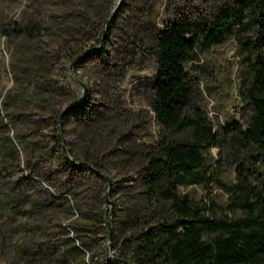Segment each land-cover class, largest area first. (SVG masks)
<instances>
[{
    "label": "rangeland",
    "instance_id": "rangeland-1",
    "mask_svg": "<svg viewBox=\"0 0 264 264\" xmlns=\"http://www.w3.org/2000/svg\"><path fill=\"white\" fill-rule=\"evenodd\" d=\"M238 2L0 0V264H120L107 247L120 256L136 230L169 216L162 197L147 198L140 176L163 138L182 143L190 131L169 134L151 110L156 37L178 18L213 20ZM247 39L257 47L252 27L233 26L185 66L191 106L205 113L219 143L203 153L201 173L212 181L177 193L228 220L245 213L220 183L237 184L238 165L261 160L228 131L232 123L246 129L253 114L245 93L257 50ZM68 155L92 160L112 180L111 240L107 180L69 166ZM136 207L145 218H134Z\"/></svg>",
    "mask_w": 264,
    "mask_h": 264
},
{
    "label": "trees",
    "instance_id": "trees-1",
    "mask_svg": "<svg viewBox=\"0 0 264 264\" xmlns=\"http://www.w3.org/2000/svg\"><path fill=\"white\" fill-rule=\"evenodd\" d=\"M238 3L236 8L224 7L213 20L178 18L156 37L158 73L150 107L163 130L175 135L190 131V139L179 143L163 138L146 155L140 178L147 198L157 202L162 197L170 212L156 225L135 231L130 249L120 255L131 264H264V0ZM118 11L110 15V24ZM244 18L248 22L244 23ZM238 25L245 32L252 27L257 40V47L250 45L251 39L245 41L249 49L257 50L250 63L252 79L245 93L253 114L246 129L232 123L228 131L256 149L261 160L250 167L241 162L237 184L225 187L220 183L238 197L237 205L245 213L228 220L205 214V207L178 195L177 188L212 181V177L201 173L206 165L203 153L219 143L205 113L191 106L192 88L185 66L198 51L223 43L231 27ZM71 156L73 160L66 157L69 166L77 168L79 162L88 163L90 171L106 181L101 176L106 172L97 163ZM134 209V218H145L140 216L141 208Z\"/></svg>",
    "mask_w": 264,
    "mask_h": 264
},
{
    "label": "water",
    "instance_id": "water-1",
    "mask_svg": "<svg viewBox=\"0 0 264 264\" xmlns=\"http://www.w3.org/2000/svg\"><path fill=\"white\" fill-rule=\"evenodd\" d=\"M122 1V0H120ZM120 6V3L117 4L116 8H115V11L118 10ZM109 22V20L107 21V23ZM83 84V83H82ZM68 111V110H67ZM66 113V112H64ZM64 113H62L59 117V122L60 120L62 119ZM59 128V127H58ZM69 156V155H68ZM70 158V156H69ZM71 159V158H70ZM72 160V159H71ZM78 164L80 165H83V166H87V167H91L90 164L88 163H85V162H79ZM101 176L103 178H105L108 182V188H107V194H106V197H107V201L111 204V208L109 209V214H108V223H109V240L112 239V227H111V224H112V216H113V213H114V202L111 201L110 197H109V191L111 190L112 188V180L110 179L109 176H107L106 174H103L101 173ZM107 254H108V257L109 258H112L113 260H115L116 262L120 263V264H131L126 258H123V257H120V256H114V255H111L110 252H109V247H107Z\"/></svg>",
    "mask_w": 264,
    "mask_h": 264
}]
</instances>
